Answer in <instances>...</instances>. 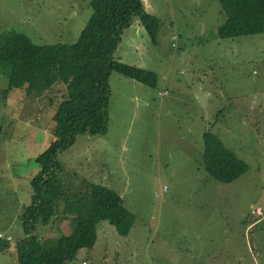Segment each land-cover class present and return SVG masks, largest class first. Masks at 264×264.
Segmentation results:
<instances>
[{
    "label": "rangeland",
    "instance_id": "rangeland-1",
    "mask_svg": "<svg viewBox=\"0 0 264 264\" xmlns=\"http://www.w3.org/2000/svg\"><path fill=\"white\" fill-rule=\"evenodd\" d=\"M142 2L158 17L155 42L134 17L114 57L154 70L156 85L112 70L106 131L78 134L57 154L63 184L112 187L134 221L125 234L99 221L93 247L68 264H264V32L217 36L225 19L219 0ZM90 13L89 0H0V33L69 43ZM66 94L58 81L0 97V237L11 239L0 264H18L14 243L34 157L56 137L52 114ZM205 130L248 164L233 181L207 173ZM257 206L261 213H252ZM62 216L40 225L39 236L68 233Z\"/></svg>",
    "mask_w": 264,
    "mask_h": 264
},
{
    "label": "trees",
    "instance_id": "trees-1",
    "mask_svg": "<svg viewBox=\"0 0 264 264\" xmlns=\"http://www.w3.org/2000/svg\"><path fill=\"white\" fill-rule=\"evenodd\" d=\"M219 2L225 19L216 27L217 36L264 32V0ZM89 6L91 13L73 42L36 43L15 29L0 33V77L5 79L1 98L15 87L34 84L48 88L58 81L66 85L67 92L52 114L56 137L34 157L38 169L30 180V202L19 214L23 235L14 243L18 264H68L80 248L93 247L99 221H108L119 234L127 233L134 221L122 196L112 187L88 179L82 187L63 184L57 154L78 134L106 131L112 70L156 85L154 70L115 58L114 51L134 17L152 42L159 21L142 0H89ZM202 137L204 167L210 176L230 182L248 169L246 161L216 133L205 130ZM57 216L69 220L70 231L59 230L41 238L38 227ZM10 240L0 237V248L10 245Z\"/></svg>",
    "mask_w": 264,
    "mask_h": 264
},
{
    "label": "built area",
    "instance_id": "built-area-1",
    "mask_svg": "<svg viewBox=\"0 0 264 264\" xmlns=\"http://www.w3.org/2000/svg\"><path fill=\"white\" fill-rule=\"evenodd\" d=\"M173 39H175V38H177V34H174L173 36ZM172 42H174V41H172ZM173 45V44H172ZM174 45H175V43H174ZM166 92V91H165ZM159 93H162V92H159ZM261 211H262V209H261V207L260 206H257V207H255V208H253L252 210H251V212L252 213H261ZM0 236H1V233H0ZM8 238H9V236H8Z\"/></svg>",
    "mask_w": 264,
    "mask_h": 264
},
{
    "label": "crops",
    "instance_id": "crops-1",
    "mask_svg": "<svg viewBox=\"0 0 264 264\" xmlns=\"http://www.w3.org/2000/svg\"><path fill=\"white\" fill-rule=\"evenodd\" d=\"M137 21L139 22V20H136V22H135V23H136L135 26H136L137 29H139L142 25L140 24V22H139V24H138ZM139 25H140V27H139Z\"/></svg>",
    "mask_w": 264,
    "mask_h": 264
}]
</instances>
